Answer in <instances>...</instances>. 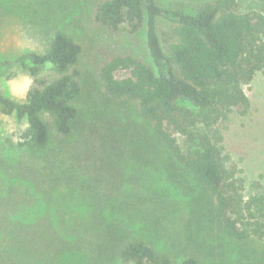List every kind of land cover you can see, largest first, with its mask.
I'll use <instances>...</instances> for the list:
<instances>
[{
    "label": "trees",
    "instance_id": "16d2710c",
    "mask_svg": "<svg viewBox=\"0 0 264 264\" xmlns=\"http://www.w3.org/2000/svg\"><path fill=\"white\" fill-rule=\"evenodd\" d=\"M19 7L22 16L34 14V0H22ZM11 12L0 8V25ZM93 18L110 30L125 25L136 33L144 27L152 65L115 54L92 73L82 70V45L60 28L48 32L42 48L0 61V69L15 66L30 78L21 99L0 89V114L22 124L17 146L35 161L27 167L0 160L2 173L12 181L7 192L0 183V264H21L34 251L58 255L84 249L122 264H220L206 241L196 245L204 257L193 249L179 257L149 239L128 235V225L136 231L163 227L173 210L147 185L129 184L133 177L117 174L125 154L176 182L188 176L195 180L209 201L208 214L199 221L214 222L232 244L229 264H264L258 246L235 251V244L264 240V192L254 183L252 192L247 189L223 147L231 114L249 108L243 84L257 72L264 78V0L254 5L194 0L191 11L157 0H98ZM160 23L170 26L172 40L166 45ZM92 74L103 104L132 105L148 134L136 127L114 129L99 117L97 102L87 108L90 118L81 115L77 103L92 89L83 84ZM88 95L96 99L94 92ZM84 120L87 128L76 135ZM127 134L132 135L118 139ZM68 138L74 139L72 146ZM79 177L82 182L70 186ZM152 202L156 207L150 208ZM87 210L88 217L65 223L63 214L80 216ZM6 233L8 243L3 242ZM218 255L223 260L229 253Z\"/></svg>",
    "mask_w": 264,
    "mask_h": 264
},
{
    "label": "rangeland",
    "instance_id": "374dc122",
    "mask_svg": "<svg viewBox=\"0 0 264 264\" xmlns=\"http://www.w3.org/2000/svg\"><path fill=\"white\" fill-rule=\"evenodd\" d=\"M21 1L0 0L1 10H12L11 13L7 14L8 17L4 19L3 24L0 25V61L14 59L30 49L42 48L47 41L48 32L60 28L72 35L82 45L83 51L79 58V67L82 70L92 73L99 62L115 54L131 55L152 65L146 47L144 27L136 33H130L125 25L116 30H110L99 25L93 18V9L98 0H34V14L25 16H22L21 11H19ZM193 1L157 0L160 5L171 8L180 6L187 11L192 10ZM242 1L245 4L254 5L257 4L258 0ZM160 30L164 33L163 41L166 45L172 40L169 24L160 23ZM29 83V76L15 66L0 69V89L12 98H23ZM83 84L92 88L90 91H84L85 93L82 94L79 103H77L84 118H90L93 115V113L87 112V108L90 104L97 102L100 108L99 117L105 122L112 123L114 129L121 130V132L126 129L132 132L136 127L148 134L145 121L132 105L118 109L113 105L103 104L105 100L101 99L94 90L96 84L93 74ZM242 87L249 99V108L245 114H240L238 111L234 112L226 122L223 134L224 153L235 164L239 175L246 180L247 189L252 192L253 189H251L250 184L254 183L264 192V78L262 74L260 72L255 73L252 79L243 84ZM93 92L96 99H90V95H88ZM84 111L88 114H84ZM84 122L85 120L79 122L80 125L84 126L75 130L76 135L82 132V128H87ZM20 127L22 124H19L13 116L0 114V160L3 159L7 164L19 165L21 162L27 166V164H34L35 161L25 148L17 146ZM131 135L118 136V139L125 140ZM67 140L68 145L72 146L74 139L68 138ZM129 140L127 141L129 142ZM80 155H83V149H80ZM119 158L120 164H117L116 167L118 175L127 178L133 177L134 179L130 178L129 184L133 182L140 186L147 185V190L156 193L154 196L156 199L158 197L163 204L168 205L173 210V216H169L171 219L165 220L163 227L155 224L153 230L136 231L137 226L128 225L130 230L127 233L129 236L135 235L149 239L154 242L155 246L166 252L171 254L178 252L179 257L192 249L204 257L203 248L198 251L196 245L206 241L212 246L210 250L213 251L214 255L216 254V260L220 264H229V261L233 259V255L229 252V246L232 247V244L229 245L214 222L199 221V219L206 218L205 214H208L209 201L207 194L195 180L188 176V178L182 179L181 183L176 182L171 177L169 178L167 173L157 171L152 166L140 164L136 158L129 157L128 154ZM73 171L72 168L71 172ZM82 180L83 178L79 177L70 186H73L72 184L78 185ZM2 181L5 184L2 189H6L5 192L9 191L10 187L7 186L12 181L8 180L0 167V183ZM124 184L126 187L130 186L127 182ZM153 203H151L150 208L156 207ZM87 212L88 210L80 216L74 214L73 216L72 213L67 212L63 214L65 223L68 225L67 221L73 222L72 218H86L89 216H86ZM148 218H152L151 211ZM127 223L129 224V222ZM8 237L9 235L7 237L4 235V243H8ZM257 246L261 249L260 254H262V251L264 252V240H253L252 244H244V246L241 243L235 244V251L248 252ZM221 251L229 253L223 260H220L218 255ZM235 251L232 252L235 254ZM38 254L34 251V257L21 264H122L116 259L101 260L100 257L87 249L61 252L58 255L48 252L42 255ZM252 256L256 257V254L252 253Z\"/></svg>",
    "mask_w": 264,
    "mask_h": 264
}]
</instances>
